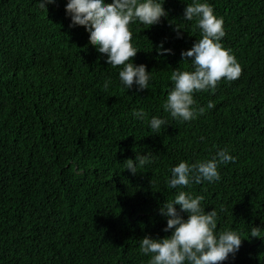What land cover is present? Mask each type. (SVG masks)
Returning <instances> with one entry per match:
<instances>
[{
    "label": "trees",
    "instance_id": "1",
    "mask_svg": "<svg viewBox=\"0 0 264 264\" xmlns=\"http://www.w3.org/2000/svg\"><path fill=\"white\" fill-rule=\"evenodd\" d=\"M192 2L164 0L161 23L130 24L140 50L132 59L153 80L127 92L87 28L70 27L67 0L48 10L37 0H0V264H148L140 240L170 235L159 208L180 190L167 187L171 167L220 149L235 157L219 165L221 179L184 190L217 210V231L244 239L222 264H264V238L250 237L264 225V0H208L242 72L194 93L205 111L181 121L162 105L172 71L190 69L181 51L201 38L195 20H183ZM161 41L173 54L158 56ZM139 108L145 120L133 118ZM153 116L167 117L159 133L149 128ZM136 152H152L154 163L133 175L125 167Z\"/></svg>",
    "mask_w": 264,
    "mask_h": 264
},
{
    "label": "clouds",
    "instance_id": "2",
    "mask_svg": "<svg viewBox=\"0 0 264 264\" xmlns=\"http://www.w3.org/2000/svg\"><path fill=\"white\" fill-rule=\"evenodd\" d=\"M37 3L41 9L48 10L47 6L55 0H37ZM163 5L164 0H67L65 12L70 17V27L83 25L87 28L91 44L105 63L119 67L121 86L127 92L133 88L140 92L149 89L153 75L146 64H136L132 59L140 50L133 44L130 24L139 22L151 27L161 23V18L168 16ZM183 20H195L201 38L196 39L191 48L181 51L182 61L189 62L190 69L177 67L172 71L173 85L162 107L173 119L191 121L205 111L204 107L196 106L194 93L214 90L222 78L237 79L242 68L231 50L222 45L221 40L226 35L224 21L214 13L208 0L186 4ZM180 29L176 26L178 39L183 38ZM156 52L158 56L171 55L173 49L165 48L161 41ZM111 84L108 78L103 87L108 89ZM207 107L213 108L214 103L209 101ZM132 116L145 120L147 113L143 108L133 109ZM167 123V117L160 116H153L148 122L149 128L156 133ZM126 161L125 169L135 175L138 168L154 163L153 153L136 152L134 160ZM234 161L235 157L227 149H220L210 159L192 163L181 160L171 167L167 187L180 190L159 208L160 214L166 217L163 231L170 235L163 238L145 235L140 240V252L149 257L148 264H222L230 255L234 257L238 253L244 240L241 234L234 230L217 231V210L206 211L202 204L204 196L184 190L193 184L219 181V165ZM262 232L264 225L252 226L250 237L264 238Z\"/></svg>",
    "mask_w": 264,
    "mask_h": 264
}]
</instances>
